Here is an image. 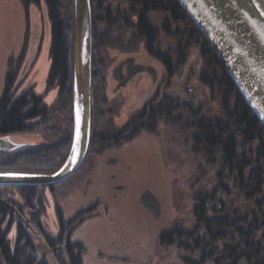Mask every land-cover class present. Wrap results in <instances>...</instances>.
Returning <instances> with one entry per match:
<instances>
[{"label": "rangeland", "instance_id": "374dc122", "mask_svg": "<svg viewBox=\"0 0 264 264\" xmlns=\"http://www.w3.org/2000/svg\"><path fill=\"white\" fill-rule=\"evenodd\" d=\"M42 3L39 7L33 6L27 17L19 0H0V95L4 88L7 63L12 59L13 68L20 67L18 95L28 88H33L35 93L43 98L44 104L52 108L56 102L57 90L47 91L51 65L49 59L51 27L46 5ZM110 4L114 16L107 17L105 10L99 9L103 22L97 24L96 28V31L105 33V42L110 44L108 45L110 47L103 46L97 50L98 54H94L96 60L100 59L103 66L110 68L102 72L105 82L100 69V76L95 78L96 87L98 85L102 90V99L97 104L101 115L98 114L96 117L98 120H95L94 131H102L104 126L103 129L107 130L104 132L107 133L119 130L121 125L134 117L150 95L149 89L146 88L150 78L146 81L141 77L135 78L121 91L115 92L116 83L111 82L110 77L112 68L128 56L135 57L140 62L148 63L151 60L145 51L146 47L140 33L133 25V18L141 7L132 6L134 4L130 0L103 1L104 7H109ZM124 7L126 12L123 10ZM166 17V13L161 11L147 13L148 21L159 32ZM109 18L113 20L111 23L108 21ZM27 31L28 50L24 61H20L18 57L24 46ZM158 40L161 41L162 52L167 53L172 42H168V37L163 33L159 35ZM176 49L177 46L174 48L175 55L171 56L175 65L171 91L185 104L183 109L179 110H176L175 105H170L173 107L174 119L153 118L152 121H156L154 131L143 130L131 138V141L126 140L124 143L121 139L126 137H123L118 142L123 145L116 149L113 147L118 143L107 149L105 147L102 152L94 147L86 163L72 175L71 179L63 181L64 183L57 188L56 196L46 191L42 197L44 215L41 221L48 235L52 237L59 233L58 207L65 219H70L80 211H85L95 201H100V207L91 213L92 217L80 225L72 236L73 240L87 247L83 264L200 263L201 252L192 251L190 239L181 236L193 232L197 227L199 212L197 209L201 208V200L209 197L213 187L217 185L216 171L219 170L221 163L220 155H205V146L198 144L197 138L201 133L200 121L204 124L207 121L216 122L221 117L223 107L217 95L215 96L200 81L204 67L198 45L191 46L187 61L179 68H176ZM188 79V88L193 89L196 101L186 93L185 84L188 85ZM105 99L107 101L104 102ZM180 105L182 106L181 103ZM186 105L196 110V113L194 115L190 113ZM59 111L65 112L61 108ZM54 116L53 113L52 117ZM63 119V114H58L47 125L52 127L50 131L46 129L44 123L33 121L35 134H17L10 137L20 144H25L22 149L50 146L53 142H58L66 132L64 127L67 124ZM73 136L74 111L70 147L63 164L70 153ZM15 153L0 150V157L3 154L10 156ZM113 158L122 159L123 164L120 167L111 166L114 163ZM113 174H116L115 180L111 178ZM113 185L125 187L124 190L117 191L113 189ZM147 190L153 193L161 204L162 212L158 220L140 203V196ZM113 194H117V197L114 198ZM16 195L10 193L8 197L16 198ZM213 215L215 213L211 212L210 216ZM7 226L8 220L2 223L1 228L6 229ZM165 230L171 231L169 235L174 240L170 246L160 243L162 231ZM203 231L200 229L199 235ZM14 234V231L9 232L10 241ZM53 260L52 263L49 261V264H56Z\"/></svg>", "mask_w": 264, "mask_h": 264}, {"label": "trees", "instance_id": "16d2710c", "mask_svg": "<svg viewBox=\"0 0 264 264\" xmlns=\"http://www.w3.org/2000/svg\"><path fill=\"white\" fill-rule=\"evenodd\" d=\"M19 1L27 17L33 6L39 7L42 2L46 5L51 27L49 48L51 65L47 91L56 89L57 98L54 107L51 108L44 104L43 98L38 96L33 88H28L18 95L20 67L13 68V60L10 59L0 95V136L35 134L33 121L44 123L46 129L50 131L52 127L47 125L58 114H63V121H66L67 125L64 127L66 132L58 142H53L50 146L22 149L10 156L3 154L0 157V172L52 174L63 165L67 157L73 131L74 0ZM137 3L144 7L146 16L149 12H165L168 7L173 8L176 26L185 24L188 27L186 32L176 38V68L185 64L191 46L198 45L204 67L200 81L215 96L217 95L223 107L221 117L216 122L207 121L204 124L200 121L201 133L197 138V143L205 146V155H220L221 163L219 162V170L216 171L217 185L213 187L209 197L201 200V208L197 209L199 210L197 227L193 232L185 233L181 237L190 239L192 251L201 252L199 264H264V126L247 105L211 45L176 0H138ZM92 14L94 16V11ZM146 16L139 18V24L150 46L156 39ZM92 26V129L90 148L83 165L93 153L94 147L102 152L105 147L107 149L115 146L114 140L121 139L104 138L99 134L97 137L94 136L95 120H98L96 118L98 114L101 115L97 104L102 99V90L98 85L96 87L95 83V78L100 76V64L94 55L95 46L100 50L101 47L110 44L100 37L98 31L95 32L94 17ZM28 43L27 31L24 46L18 57L20 61H24L26 57ZM175 101L176 110L183 109L185 103L180 102L178 98ZM60 108L65 112H60ZM186 108L193 115L196 113L190 106L186 105ZM144 123L143 127L134 128L135 133L131 137L123 138L121 141L129 142L143 130L154 131L155 120L151 119ZM64 182L51 186H0V197H8L10 193L21 195L26 204L32 209L40 210L41 214L44 213L42 197L46 191L56 196L57 188ZM95 209L91 206L89 211H80L70 221L65 219L59 207L57 208L63 247L57 254L56 264H83L87 247L73 240L72 236L80 225L92 217L91 213ZM211 212L215 215L210 216ZM200 229L204 231L199 235ZM8 234V231H0V264H38L35 260V248L17 243L13 251ZM160 243L170 246L174 240L169 234H163Z\"/></svg>", "mask_w": 264, "mask_h": 264}, {"label": "water", "instance_id": "95a60500", "mask_svg": "<svg viewBox=\"0 0 264 264\" xmlns=\"http://www.w3.org/2000/svg\"><path fill=\"white\" fill-rule=\"evenodd\" d=\"M176 1L211 45L264 126V0ZM92 28L91 1L74 0V136L66 162L53 174L0 172V186L55 185L71 177L84 163L92 129ZM185 90L196 101L193 89L185 84ZM22 146L26 145L10 136L0 137L3 152H17ZM140 203L155 219L160 218L162 207L153 193L144 192Z\"/></svg>", "mask_w": 264, "mask_h": 264}, {"label": "flooded vegetation", "instance_id": "af4514ba", "mask_svg": "<svg viewBox=\"0 0 264 264\" xmlns=\"http://www.w3.org/2000/svg\"><path fill=\"white\" fill-rule=\"evenodd\" d=\"M102 1V3H101ZM104 0H99L98 3H95L91 1L93 4L94 11L96 15H94L95 19V32L97 28V24L102 23L103 17L100 15L101 12H99L101 9L105 10V14L107 17H113L111 4L109 7L103 6ZM130 2L134 5L132 6H139L141 9L137 12L136 17L133 18V25L136 27L138 33L141 35V39L143 40L145 44V51L148 53L149 58L151 59L148 63L145 61H138L135 57H125L122 61H119L118 64L112 68L110 72L111 82H115V92L121 91L124 87L128 86L135 78H144L147 82V90L149 89V97L144 100L142 109L130 120L126 121L123 125L120 126V129L117 131H110V132H104L107 130H104V126L101 129L100 132L94 131V136H98V134L104 138H123V137H129L132 136L135 133L136 127H143L145 125V121H150L151 119L155 118H168L174 119L173 116V107H171V104H175L176 96L174 95L172 90V82L175 77V65H174V58L171 56L175 55L174 48L176 46V38L177 36L183 34L188 30V27L185 24L178 25L177 28H175V17L174 13L172 12V7H168V9H165L166 12V20L164 24L161 26V32L157 28H155L149 21V26L151 27L153 34H155L156 41L152 43V45H148V39L146 40L144 35L141 32V26L139 24V18L144 15V7L141 6L138 2V0H130ZM91 4V6H92ZM170 4V3H168ZM103 9H102V8ZM116 10H119L116 8ZM123 10L126 12V8L124 7ZM122 10V11H123ZM134 10V9H133ZM164 11V10H163ZM147 19V16H146ZM148 20V19H147ZM109 23L113 21L111 18L108 19ZM100 37L103 39L105 38V33L102 31L98 32ZM160 33V34H159ZM163 33L164 36L168 37V42H172V45L169 46L167 53L162 52V45L161 41L159 39V35ZM97 46H95V55L98 54ZM110 47V46H108ZM154 55V56H151ZM147 61V60H146ZM97 62L100 64V70H101V77L103 70H108L110 68H107L109 66H103L101 60H97ZM106 79L104 77L103 82H105ZM189 86V83L187 87ZM195 89V87H194ZM107 101L106 99L104 102ZM153 117V118H152ZM171 117V118H170ZM113 123H115V120H112ZM129 122H134L129 123ZM132 125V126H130ZM114 126V125H113ZM111 142V141H110ZM115 144L119 142V140H114ZM120 147L121 144L118 143L116 147H113V149H116L117 147ZM119 159V158H118ZM116 158H113L114 163L111 166H119L123 164L122 159L118 160ZM112 180L116 179V174H113L111 176ZM113 189L117 191L124 190L123 188L125 186H112ZM5 197H0V231L3 232H12L14 231V237L11 239V248L13 251H15V246L17 243L22 244L23 246H28L29 248L33 247L36 250V257L35 260H37L38 264H49V261L52 263V259H54V263L57 262V254L61 251L63 244H62V238L60 237V226L58 225L59 233L56 237H52L51 235H48L49 233L46 232L45 228L42 225L41 219L43 218L44 214H40V210L32 209V207L29 204H26L24 202V198L21 195H16ZM113 197L116 198L117 194H113ZM141 197V196H140ZM100 201H95V203L91 204L86 210L89 211L91 209V206H94L95 208H99ZM75 216H73L70 219L72 220ZM58 218V216H57ZM59 219V218H58ZM8 220V226L6 229H2L1 225L5 221ZM58 221V220H57ZM44 230V231H43ZM166 231V232H165ZM162 231V234L166 233L169 234L171 231L165 230Z\"/></svg>", "mask_w": 264, "mask_h": 264}]
</instances>
